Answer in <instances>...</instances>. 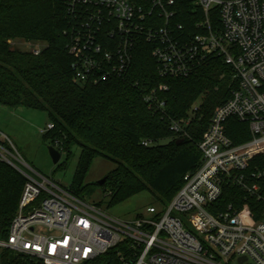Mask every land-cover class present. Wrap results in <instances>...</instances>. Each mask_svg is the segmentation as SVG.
Instances as JSON below:
<instances>
[{
    "label": "built area",
    "instance_id": "built-area-1",
    "mask_svg": "<svg viewBox=\"0 0 264 264\" xmlns=\"http://www.w3.org/2000/svg\"><path fill=\"white\" fill-rule=\"evenodd\" d=\"M59 1L78 20L67 47L80 83L99 84L126 74L144 40L152 46L161 77L189 76L220 56L239 86L210 118L199 143L200 166L184 176L167 205H150L134 220L114 218L43 176L0 131V161L27 179L0 253L10 249L45 264H93L122 243L124 264H264V217L253 221L251 210L245 216L233 205L217 213L210 209L226 184L264 203L258 183L264 173L249 172L254 157L264 155V0H196V33L178 20L177 0ZM160 87L166 91L169 86ZM156 92L145 100L164 112L166 101ZM198 109L194 104L187 118L168 117L170 129L187 135ZM232 118L248 121L250 140L236 144L228 135ZM54 128L49 122L41 131Z\"/></svg>",
    "mask_w": 264,
    "mask_h": 264
},
{
    "label": "trees",
    "instance_id": "trees-1",
    "mask_svg": "<svg viewBox=\"0 0 264 264\" xmlns=\"http://www.w3.org/2000/svg\"><path fill=\"white\" fill-rule=\"evenodd\" d=\"M177 1L178 20L196 33L194 24L200 19L196 0ZM77 21L59 0H0V105L46 111L55 128L45 138L61 152L70 153L75 144L82 148L70 187L76 196L83 199L92 191L84 180L93 159L102 155L116 163L102 185L110 204L149 191L160 207L167 205L183 185L184 176L200 166L199 143L210 118L238 88L239 80L220 56L211 57L189 76L161 77L152 46L142 40L126 74L99 84L80 83L67 47ZM15 39L45 41L47 46L35 55L13 49ZM162 84L168 90H161ZM155 89L166 101L164 112L145 100ZM198 100L201 103L188 134L171 130L168 117L187 118ZM227 133L236 144L251 139L248 121L230 119ZM147 140L150 144L145 146ZM251 171L264 173V155L254 157ZM26 181L14 166L0 161V240L9 236ZM258 183L264 193V174ZM229 205L242 208L245 216L251 210L253 221L264 217V203L235 184H226L210 209L217 213ZM123 249L121 243L93 264H124ZM0 264L45 263L36 256L3 249Z\"/></svg>",
    "mask_w": 264,
    "mask_h": 264
},
{
    "label": "rangeland",
    "instance_id": "rangeland-1",
    "mask_svg": "<svg viewBox=\"0 0 264 264\" xmlns=\"http://www.w3.org/2000/svg\"><path fill=\"white\" fill-rule=\"evenodd\" d=\"M11 46L22 52H29L36 48L42 50L47 43L15 39L11 41ZM200 103L201 100H198L195 105L198 106ZM49 122L50 118L46 111L0 105L1 134L15 145L22 157L40 174L70 188L75 180L82 148L77 144L73 145L70 153L62 152L60 161L55 163L48 149L52 142L46 139L41 131ZM115 168L116 163L102 155L93 159L84 180V184L92 188V191L83 198L86 202L100 206L107 214L120 220H134L138 214H145L152 204L160 208L155 196L149 191L136 194L121 203L110 204V195L99 181ZM41 230L42 228L38 227V231Z\"/></svg>",
    "mask_w": 264,
    "mask_h": 264
},
{
    "label": "water",
    "instance_id": "water-1",
    "mask_svg": "<svg viewBox=\"0 0 264 264\" xmlns=\"http://www.w3.org/2000/svg\"><path fill=\"white\" fill-rule=\"evenodd\" d=\"M48 149H49L50 155L52 156L53 161L55 163H58L60 161V159H61L62 152L59 149H57L55 146H53V145H50L48 147ZM105 181H106V177L101 179L99 181V184L103 185L105 183Z\"/></svg>",
    "mask_w": 264,
    "mask_h": 264
}]
</instances>
